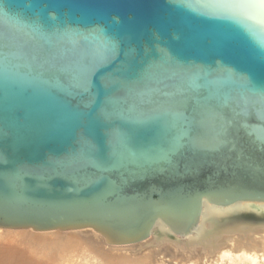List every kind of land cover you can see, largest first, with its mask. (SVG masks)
<instances>
[{"label":"water","instance_id":"obj_1","mask_svg":"<svg viewBox=\"0 0 264 264\" xmlns=\"http://www.w3.org/2000/svg\"><path fill=\"white\" fill-rule=\"evenodd\" d=\"M205 202H264L259 0H0V227L122 245Z\"/></svg>","mask_w":264,"mask_h":264},{"label":"bare ground","instance_id":"obj_2","mask_svg":"<svg viewBox=\"0 0 264 264\" xmlns=\"http://www.w3.org/2000/svg\"><path fill=\"white\" fill-rule=\"evenodd\" d=\"M263 210L264 202L227 207L205 202L190 232L175 233L159 220L148 238L122 245L108 243L90 228L35 231L0 227V264H154L155 260L163 263L166 254L173 252L177 257L170 256L172 264H264ZM88 249L100 257H87ZM231 250L238 258H226Z\"/></svg>","mask_w":264,"mask_h":264},{"label":"rangeland","instance_id":"obj_3","mask_svg":"<svg viewBox=\"0 0 264 264\" xmlns=\"http://www.w3.org/2000/svg\"><path fill=\"white\" fill-rule=\"evenodd\" d=\"M155 237H157V236H155ZM89 250H90V249H88V252L85 253V254L87 255V257H88V255H90V257H91V256L93 257L94 255L100 257L99 255H97V253H96L95 251H94L95 254H93V249L90 250V252H92L91 254H90ZM174 254H175L174 252L172 253V255H171V254H166V256H165L166 258L164 257V259H163L164 262H163V263L160 262L159 260H155L154 264H168V263L170 262L169 260L172 261L171 257H172V256L175 257ZM231 255H235V257L238 258V254H236L235 251H232V250L229 251L228 256H227L226 258L231 257ZM239 255H241V254H239ZM0 256H1V254H0ZM82 256L84 257L85 260L87 259V257H86L85 255H82ZM168 256H169V258H168ZM170 256H171V257H170ZM83 257H82V258H83ZM85 257H86V258H85ZM176 257H177V256H176ZM176 257H175V258H176ZM178 257H179V256H178ZM1 258H2V256L0 257V260H1ZM179 258H180V257H179ZM173 259H174V258H173ZM1 261H2V260H1ZM1 261H0V263H1ZM242 261L244 262V260H242ZM245 262H246V261H245ZM172 263H174V262L172 261ZM172 263L170 262L169 264H172ZM231 264H233V263L231 262Z\"/></svg>","mask_w":264,"mask_h":264},{"label":"snow or ice","instance_id":"obj_4","mask_svg":"<svg viewBox=\"0 0 264 264\" xmlns=\"http://www.w3.org/2000/svg\"><path fill=\"white\" fill-rule=\"evenodd\" d=\"M259 3L261 4L262 7H264V0H259Z\"/></svg>","mask_w":264,"mask_h":264}]
</instances>
